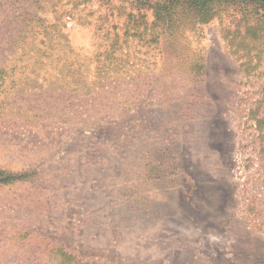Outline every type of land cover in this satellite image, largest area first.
Listing matches in <instances>:
<instances>
[{"label": "rangeland", "instance_id": "374dc122", "mask_svg": "<svg viewBox=\"0 0 264 264\" xmlns=\"http://www.w3.org/2000/svg\"><path fill=\"white\" fill-rule=\"evenodd\" d=\"M157 1L0 0V264H264V21Z\"/></svg>", "mask_w": 264, "mask_h": 264}, {"label": "trees", "instance_id": "16d2710c", "mask_svg": "<svg viewBox=\"0 0 264 264\" xmlns=\"http://www.w3.org/2000/svg\"><path fill=\"white\" fill-rule=\"evenodd\" d=\"M153 8L156 21L160 22L165 30L187 24L209 23L223 9L228 10L225 15L233 12L234 14H240L242 17H248L246 14H252L256 25L249 27L248 32H252L254 35L257 34V31H261L259 23L264 21V0H158ZM227 17L229 18V16ZM225 31L230 33L229 29ZM256 131L259 134L258 138H261L263 142L264 119H256ZM254 199L257 200L258 197L254 196ZM248 209H250V213H254L256 218L263 217V222L259 223L256 229L264 233L262 229L264 225L262 211L255 212L257 208L253 205H250Z\"/></svg>", "mask_w": 264, "mask_h": 264}]
</instances>
